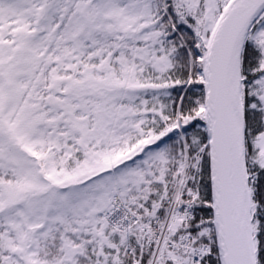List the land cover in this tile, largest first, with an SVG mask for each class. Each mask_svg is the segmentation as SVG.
Returning <instances> with one entry per match:
<instances>
[{"label": "snow or ice", "instance_id": "obj_1", "mask_svg": "<svg viewBox=\"0 0 264 264\" xmlns=\"http://www.w3.org/2000/svg\"><path fill=\"white\" fill-rule=\"evenodd\" d=\"M0 264H264V0H0Z\"/></svg>", "mask_w": 264, "mask_h": 264}]
</instances>
